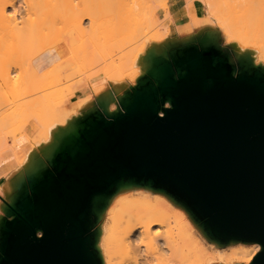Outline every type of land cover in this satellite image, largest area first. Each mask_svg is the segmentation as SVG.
<instances>
[{"label": "bare ground", "instance_id": "obj_1", "mask_svg": "<svg viewBox=\"0 0 264 264\" xmlns=\"http://www.w3.org/2000/svg\"><path fill=\"white\" fill-rule=\"evenodd\" d=\"M108 1L0 0V81L3 85L7 83L10 90L21 91L17 95L21 96V105L33 106L40 99L22 91L31 77L46 81L52 76H69L77 52L89 48L105 27L98 8ZM230 1L233 0H198V5L215 18L225 44L230 46L239 66L236 78L264 92V0H237L234 14L226 12L230 7L232 10ZM194 2L186 0V8L191 10ZM176 4L170 0H125L124 12L128 16L124 15V19L142 18L156 26L157 13H162L168 21ZM112 20L115 19L107 18L108 22ZM166 48L163 44L161 51L148 52V67L144 71L140 67L142 75L135 85L125 89L113 87V96L101 95L97 108L93 109L90 102L84 104L87 108L91 106L85 115L74 118L66 129L50 136L52 148L59 153L53 168L37 158L20 162L16 171L3 163L0 249H5L7 243L3 237L7 232L18 230L25 223L22 205L31 198L42 213L53 211L63 199L61 184L56 179H63L64 190L77 193L79 188L67 187L92 166L106 182L103 193L88 197V205L101 226L87 239V253L92 254L96 264H251L263 248L258 240L223 238L154 178L126 174L127 170L116 161L98 163V146L106 140V135L118 131L122 114L130 119H139L151 111L164 116L166 110L173 108L188 77L204 75L209 84L223 73L232 75L233 69H225L215 53L182 50L178 52L179 64L174 65ZM195 56L199 58L194 59ZM124 62L118 60V65ZM115 66L110 62L109 67ZM109 72L106 77L110 81ZM110 100L115 105L111 111ZM59 105L48 106L58 112ZM179 207L183 209L180 211ZM173 209L181 216L177 231L169 226V212ZM104 230L108 233V258L100 244ZM114 252L117 262L112 263Z\"/></svg>", "mask_w": 264, "mask_h": 264}, {"label": "water", "instance_id": "obj_2", "mask_svg": "<svg viewBox=\"0 0 264 264\" xmlns=\"http://www.w3.org/2000/svg\"><path fill=\"white\" fill-rule=\"evenodd\" d=\"M227 74L209 84L204 75L188 77L164 116L122 114L118 131L98 146V163L116 161L126 174L154 178L223 238L258 240L263 248L251 264H264V92ZM96 170L91 166L67 187L77 193L56 179L63 199L53 211L42 213L30 198L22 228L4 237V264H96L86 227L89 195L106 188Z\"/></svg>", "mask_w": 264, "mask_h": 264}, {"label": "rangeland", "instance_id": "obj_3", "mask_svg": "<svg viewBox=\"0 0 264 264\" xmlns=\"http://www.w3.org/2000/svg\"><path fill=\"white\" fill-rule=\"evenodd\" d=\"M124 2L125 0H110L98 8V14L101 19L104 18L105 27L100 30L89 48L77 52L68 77L52 76L46 81L35 77L29 79L28 87L22 91L40 96L35 105H27V107L21 105V96H17L21 91L10 90L7 83L3 85L0 81V175L3 163L7 166L10 164L11 169L16 171L20 162L25 163L32 158H37L46 166L53 168L58 161L59 153L52 148L50 136L66 129L74 118L85 115L91 106L87 108L84 104L91 103L93 109L97 108V99L108 93L113 96V87L125 89L135 85L142 75L140 67H143V71L148 67L150 61L148 52L161 51L163 44L168 48L169 43L175 39H178L182 46L180 51L196 49L198 53H215L220 60L219 48L215 41L217 37L226 64L232 66L231 77H236L239 66L234 54L217 29L215 18L209 16L204 8L198 5V0H195L191 10L186 8V0H180L181 11L184 14L182 20L175 10L168 21L158 12L156 26L145 23L142 18L124 19V15L128 16L124 12ZM230 4L232 10L230 7L226 12L229 10V14H234L237 10V0L230 1ZM108 17H113L115 20L108 22ZM118 60L125 62L123 65H118ZM112 61L116 64L113 68L109 67ZM107 71H110L108 76H112L110 81L106 77ZM16 98L20 99L19 106L15 105ZM54 104H60L58 112L51 111V107L48 106ZM114 108V102L110 100L108 110ZM0 187H2L1 180ZM24 205L21 206V211ZM175 212L176 209L169 212V226L177 231L181 216L176 215ZM89 214L86 224L88 236L94 229L101 227L95 214L91 211ZM108 226L109 222H106L105 227ZM107 234L104 230L100 240L106 258L110 250ZM37 236H40L39 232ZM111 255L114 257L111 262H117L116 253ZM0 264H4L1 258Z\"/></svg>", "mask_w": 264, "mask_h": 264}, {"label": "crops", "instance_id": "obj_4", "mask_svg": "<svg viewBox=\"0 0 264 264\" xmlns=\"http://www.w3.org/2000/svg\"><path fill=\"white\" fill-rule=\"evenodd\" d=\"M170 2L172 3V4H176V9H175V11L179 14V16H180V18H181V20H182V18H183V16H184V14L182 13V11H181V6H180V0H170ZM217 45L219 46V44L217 43ZM220 47V46H219ZM182 49V46H181V44H180V42L178 41V39H176L175 40V42L174 43H170V45H169V56H170V58L171 59H175V60H177V59H179V57H178V52L180 51ZM202 56H200V58H201ZM162 185V184H161ZM164 186V185H163ZM55 186L53 185V187L52 188H54ZM165 187V186H164ZM165 188H167V187H165ZM168 189V188H167ZM170 190V189H169ZM171 191V190H170ZM175 194V193H174ZM176 195V194H175ZM183 201V200H182ZM184 202V201H183ZM180 209H183V208H181V207H179ZM27 213H30V211H28ZM4 238V237H3ZM6 240V238L4 239V241ZM1 249H3V248H1Z\"/></svg>", "mask_w": 264, "mask_h": 264}]
</instances>
